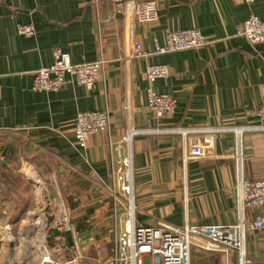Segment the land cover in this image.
Wrapping results in <instances>:
<instances>
[{"label":"crops","instance_id":"0c3cea01","mask_svg":"<svg viewBox=\"0 0 264 264\" xmlns=\"http://www.w3.org/2000/svg\"><path fill=\"white\" fill-rule=\"evenodd\" d=\"M157 4L158 19L140 24L116 14L114 0H0V165L9 174L28 168L45 178V197L55 201L53 191L60 198L75 228L71 238L73 245L75 235L80 248L79 264L105 260L130 215L134 225L236 222L242 209L238 155L243 180L264 178V118L254 114L264 102V43L252 45L235 35L248 16L264 20V0ZM18 25H32V35L18 33ZM188 28L200 31L206 43L183 51L154 50L171 31ZM136 43L142 55L135 56ZM55 49L68 52L76 64L102 57L103 80L90 89L72 80L57 91L32 89L34 70L48 66ZM154 64L167 66L169 75L149 83L145 67ZM148 88L174 96L172 116L149 113ZM103 109L112 122L110 134L95 133L79 146L76 114ZM175 128L207 129L198 133L211 138L210 156L185 160L186 137ZM123 173L129 175V193L117 184L112 189L113 174ZM14 195L21 199L18 191ZM242 213L245 223L260 215L249 207ZM54 229L49 241L55 256L71 259L74 246L67 245L65 230L54 242ZM245 241L248 256L264 264V230L248 231ZM190 259L226 263L221 253L197 246ZM228 259L236 260L233 254Z\"/></svg>","mask_w":264,"mask_h":264},{"label":"built area","instance_id":"2783aa9c","mask_svg":"<svg viewBox=\"0 0 264 264\" xmlns=\"http://www.w3.org/2000/svg\"><path fill=\"white\" fill-rule=\"evenodd\" d=\"M117 5L116 14H122L140 24L153 23L158 19L157 0H114ZM252 3L254 0H244ZM235 35L243 36L250 44L259 45L264 43V20L250 15L235 27ZM18 33L24 36L32 35V25H18ZM206 43V37L195 28L171 31L166 36L163 45L156 44L154 50L158 52H171L198 48ZM135 56L142 55L139 44L133 46ZM53 61L48 66H42L34 70L31 88L36 91L49 92L62 89L69 80L88 89L104 78V59L101 57L95 62L73 63L68 52L55 49ZM145 79L151 83L156 78H165L169 75V68L163 64L148 65L145 67ZM146 107L154 118L170 117L176 108V100L168 93H157L151 88L146 92ZM258 118H264V102L254 110ZM73 133L77 144L84 147L86 139L95 133L106 132L110 134L112 122L109 112L106 109L78 112L74 119ZM264 127V126H262ZM186 137V153L184 159H206L212 152L213 143L207 135L198 132L207 129L193 128L185 130L175 128ZM242 131L239 129V132ZM3 130H0V135ZM189 132L187 135L186 133ZM195 132V133H194ZM238 163V192L239 205L241 208L249 207L250 210L260 211V215L245 223L241 209L238 220L229 224H211L207 226L183 225L173 226L162 221L154 225H134L130 218L124 221L123 231L115 235L111 242L110 253L105 260H96L95 264H194L190 259L194 247H199L204 252L221 253L225 264H263L254 260L246 253V235L248 231L264 230V178L249 180L241 177L239 155ZM122 164L129 167V162L123 159ZM127 173L113 174V186L120 187V190L129 193L130 187L125 183ZM113 190V191H114ZM8 224H5L7 226ZM74 234L75 228L69 223L68 216L65 220L59 219L52 228ZM55 241L61 240L60 235L53 236ZM73 256L67 260L63 254L55 257V251L51 253L48 247L43 248L47 252L42 257V263H51L54 258L63 261L57 264H79L82 257L77 240L73 241ZM55 250V248L53 247ZM235 256V261H230V255ZM196 264V263H195Z\"/></svg>","mask_w":264,"mask_h":264},{"label":"rangeland","instance_id":"374dc122","mask_svg":"<svg viewBox=\"0 0 264 264\" xmlns=\"http://www.w3.org/2000/svg\"><path fill=\"white\" fill-rule=\"evenodd\" d=\"M27 170H30L26 168ZM18 167L15 168V173L10 174L12 177L19 178L20 183L16 186L15 191L19 192L21 199L18 195H14L13 190L12 195H1L0 194V264H57L63 261H58L57 258L51 260V263H42L41 250H34L30 247L29 241L32 240L36 234L35 231L29 232L25 230V222L29 221L31 215L43 212L45 217V236L44 244L46 247L53 249V241H49L48 236L50 233V228L53 224L59 222V216L62 214L63 208L59 203L60 198L57 201V195L51 191L53 198L56 197L55 201L50 198L47 199V192L45 189L49 190L48 187L45 188L44 180L45 178L36 176L40 179V194H42V199L37 197L35 194L36 183H33V179L27 177L25 170H20ZM18 172V173H17ZM18 174V175H16ZM26 181L25 184L23 180ZM3 184V183H1ZM53 190V189H52ZM61 193V192H60ZM63 194V193H61ZM46 196V197H45ZM60 196V195H58ZM45 197V198H44ZM61 197V196H60ZM40 201H38V199ZM37 208V210H36ZM38 212V213H37ZM61 212V214H60ZM68 215V213H67ZM5 224H8L5 226ZM25 231H24V230ZM28 232V234H27ZM7 235L13 237V242L10 243L7 240ZM20 236V237H19ZM26 236V237H25ZM24 239V247H21L20 238ZM31 237V238H30ZM27 238V239H26ZM29 244V245H28ZM16 249V250H15ZM28 250V251H27ZM56 257V256H55ZM66 259V258H65Z\"/></svg>","mask_w":264,"mask_h":264},{"label":"bare ground","instance_id":"6f19581e","mask_svg":"<svg viewBox=\"0 0 264 264\" xmlns=\"http://www.w3.org/2000/svg\"><path fill=\"white\" fill-rule=\"evenodd\" d=\"M25 173H26L27 177L33 179V183L34 182L36 183V186H35L36 187L35 194L37 195L38 198H40L41 200H43L42 199V194H40V190H41L40 189V183H41L40 179L31 170H26L25 169ZM38 201H40V200L38 199ZM36 210H37V208H36ZM66 218H67L66 213L64 211H62V214L59 216V219L65 220ZM29 219H30L29 221L25 222V230L26 231H29L30 233L33 232V231L36 232L34 238L29 241L30 247L33 248L34 250L37 249L38 251L41 250V249H43V248L46 249L45 244H44L45 217L43 215V212H40V213L35 214V215L33 214V215L30 216ZM27 234H28V232H27ZM7 240H8V242L12 243L14 239H13V237L11 235H7ZM25 243H28V242H24V239L21 237L20 238L21 247H24L25 246ZM46 255H47V252L46 251H43L41 257H46ZM44 259H48V258L46 257Z\"/></svg>","mask_w":264,"mask_h":264},{"label":"trees","instance_id":"16d2710c","mask_svg":"<svg viewBox=\"0 0 264 264\" xmlns=\"http://www.w3.org/2000/svg\"><path fill=\"white\" fill-rule=\"evenodd\" d=\"M8 171L5 164L0 165V185L4 186L3 188L0 186V194L4 196L16 193L15 188L20 183V179L12 177ZM13 190L15 191L14 193H12ZM49 235L48 239L50 240L51 234L49 233Z\"/></svg>","mask_w":264,"mask_h":264},{"label":"water","instance_id":"95a60500","mask_svg":"<svg viewBox=\"0 0 264 264\" xmlns=\"http://www.w3.org/2000/svg\"><path fill=\"white\" fill-rule=\"evenodd\" d=\"M53 234L58 235L59 234V231L57 229H54L53 230ZM89 234H90L89 230L83 233L82 240L80 242L81 244H85L86 243V240L88 239ZM65 237H66V243H67V245L71 247V245H72V238H71L72 235H71V233L68 232V231H66L65 232Z\"/></svg>","mask_w":264,"mask_h":264}]
</instances>
